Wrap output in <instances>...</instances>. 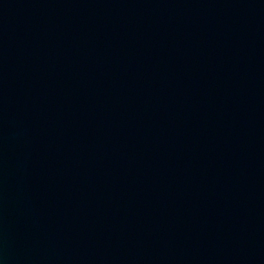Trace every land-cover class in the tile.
Segmentation results:
<instances>
[{
  "label": "water",
  "instance_id": "95a60500",
  "mask_svg": "<svg viewBox=\"0 0 264 264\" xmlns=\"http://www.w3.org/2000/svg\"><path fill=\"white\" fill-rule=\"evenodd\" d=\"M0 264H264V0H0Z\"/></svg>",
  "mask_w": 264,
  "mask_h": 264
}]
</instances>
